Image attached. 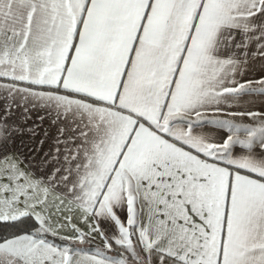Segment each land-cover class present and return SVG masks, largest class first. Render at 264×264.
Wrapping results in <instances>:
<instances>
[{
  "label": "snow or ice",
  "instance_id": "snow-or-ice-1",
  "mask_svg": "<svg viewBox=\"0 0 264 264\" xmlns=\"http://www.w3.org/2000/svg\"><path fill=\"white\" fill-rule=\"evenodd\" d=\"M257 62L264 0H0V264H264Z\"/></svg>",
  "mask_w": 264,
  "mask_h": 264
},
{
  "label": "crops",
  "instance_id": "crops-1",
  "mask_svg": "<svg viewBox=\"0 0 264 264\" xmlns=\"http://www.w3.org/2000/svg\"><path fill=\"white\" fill-rule=\"evenodd\" d=\"M261 76H264V72L261 71L259 62L253 65V70L250 71L247 75L248 79L259 80ZM253 87L259 88L261 85L255 84ZM245 104L252 111H264V96L255 94L245 98ZM234 110H243V109H234ZM35 119V115L33 117ZM239 120L240 118L237 117ZM247 122V121H246Z\"/></svg>",
  "mask_w": 264,
  "mask_h": 264
}]
</instances>
